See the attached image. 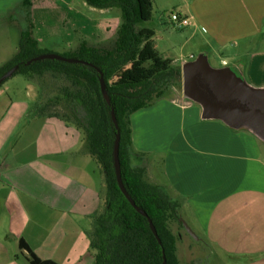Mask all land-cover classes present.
<instances>
[{"label": "crops", "instance_id": "1", "mask_svg": "<svg viewBox=\"0 0 264 264\" xmlns=\"http://www.w3.org/2000/svg\"><path fill=\"white\" fill-rule=\"evenodd\" d=\"M22 1L0 0V12L23 8ZM172 6L192 21V31H205L223 67L228 58L245 56L241 71L264 87L257 78L264 76V0H175ZM42 8L31 0L30 19ZM110 21L103 18L100 26ZM29 88L22 87L27 99L0 88V264H29L20 242L42 261L93 264L90 227L105 196L101 171L74 128L56 117L27 116L35 102ZM130 128L132 149L142 154L134 163L143 164L146 181L182 202L228 264H264V142L249 130L203 120L183 94L133 113Z\"/></svg>", "mask_w": 264, "mask_h": 264}, {"label": "trees", "instance_id": "2", "mask_svg": "<svg viewBox=\"0 0 264 264\" xmlns=\"http://www.w3.org/2000/svg\"><path fill=\"white\" fill-rule=\"evenodd\" d=\"M83 1L98 10H119L120 24L113 45L106 48L81 39L72 54L61 55L82 60L90 66L54 60L26 65L35 57L51 53L38 46L30 23L21 32L17 52L0 66V77L18 66L13 76L20 74L29 80H42L49 75L56 80V83L51 82L41 100L32 105V111L37 116L56 117L78 131L87 154L101 171L105 186L104 208L93 216L95 229L89 244L95 251L93 264H163V254L166 264H179L176 236L169 222L176 221L183 228L179 222L180 204L163 188L148 183L143 164L134 163L142 154L132 149L130 116L162 97L168 87L180 80L181 70L173 66L170 59L159 56L153 46L151 30L136 29L137 24L150 20L151 0ZM30 5V0L22 1L25 9L29 10ZM98 71L105 82L110 104L102 97ZM111 110L120 133L123 186L135 205L151 219L160 245L147 219L132 208L116 183L112 157L116 129L111 121ZM19 248L27 252L29 264H56L40 260L23 242L19 243Z\"/></svg>", "mask_w": 264, "mask_h": 264}, {"label": "rangeland", "instance_id": "3", "mask_svg": "<svg viewBox=\"0 0 264 264\" xmlns=\"http://www.w3.org/2000/svg\"><path fill=\"white\" fill-rule=\"evenodd\" d=\"M39 2L43 8L34 13V19L32 17L30 19V15H27L29 11L22 5L23 8L19 7L11 11L4 10L0 12V23L5 21L8 24L2 23L0 26V38L5 37L4 41L0 42V62L5 57H7L5 61H8L14 55L9 58L5 56L12 51L13 47L18 49L20 33L30 22L35 24L34 28L38 31L42 40L39 47L54 54H72L81 39L88 41L90 44L106 48L113 45L120 24L119 10L112 9L104 13L93 12L83 5V0H56V4L52 0H37V3ZM174 2L175 0H153L150 20L137 24L136 29L146 28L151 30L154 33L152 41L156 52L160 57L170 59L172 65L179 67L180 70L184 62L192 61L200 54L206 55L210 67L215 69L223 67L221 64L222 57L212 50L211 46H214V44L210 43L208 38H203L204 34H201L200 31L195 33L190 28H178L171 21V15L179 14V11L172 6ZM48 4L55 6V8H46ZM108 16H110V23L104 27L100 26L101 20ZM228 59L229 66L240 69L238 71L249 86L260 88L258 85L250 83L241 71L242 67L249 62L247 57L243 56L235 60ZM261 73L263 75L264 70ZM257 78L264 79V76ZM55 81L49 75H46L42 80H29L23 75L16 74L10 77L0 88L4 90L6 86L7 88L10 87L7 94L14 98H23L26 94L22 87L27 88V84H29L30 96L36 102L41 100L45 90L50 87L51 82L56 83ZM181 94L182 80L180 77L178 82L163 92L162 97L170 96L175 99L180 97ZM24 98L27 99L26 96ZM192 104L200 109L198 104L193 102ZM33 115L35 116L36 114L30 108L27 116ZM171 125L174 130L178 128V123H172ZM153 159L154 157L150 155L149 161ZM169 196L172 197L174 194L169 193ZM178 203L180 206L182 205V202ZM182 206L178 210L180 219L186 222L192 232L198 237V240H194L176 221L169 222V228L176 236V256L179 264H228L227 254L221 252L211 243L207 236L201 234L195 222L189 219V211L182 210ZM103 208L104 204L102 203L98 213L102 212ZM94 229L93 218L92 226L90 227L92 238Z\"/></svg>", "mask_w": 264, "mask_h": 264}, {"label": "water", "instance_id": "4", "mask_svg": "<svg viewBox=\"0 0 264 264\" xmlns=\"http://www.w3.org/2000/svg\"><path fill=\"white\" fill-rule=\"evenodd\" d=\"M43 60L90 66L82 60L66 58L54 53L42 54L28 61L26 65ZM18 68V66H14L3 74L0 77V84L12 77ZM98 72L100 73V71ZM181 80L184 98L199 105L203 120H218L234 130L247 129L264 142V87L249 86L237 68L226 66L215 69L210 67L205 54H200L196 59L181 65ZM99 82L102 97L107 104H110L101 73ZM110 117L116 129L112 155L116 183L132 208L147 219L149 228L160 245L161 241L151 219L135 205L123 186L119 160L120 133L113 110H111ZM179 222L194 240H198L186 222L180 218ZM163 264H166L164 254Z\"/></svg>", "mask_w": 264, "mask_h": 264}, {"label": "built area", "instance_id": "5", "mask_svg": "<svg viewBox=\"0 0 264 264\" xmlns=\"http://www.w3.org/2000/svg\"><path fill=\"white\" fill-rule=\"evenodd\" d=\"M171 21L178 27L183 29L193 28V23L190 19L185 18L179 14L171 15ZM201 34H204L205 31L203 29L199 30Z\"/></svg>", "mask_w": 264, "mask_h": 264}]
</instances>
